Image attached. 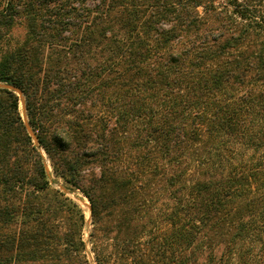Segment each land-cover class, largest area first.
<instances>
[{
  "label": "trees",
  "instance_id": "1",
  "mask_svg": "<svg viewBox=\"0 0 264 264\" xmlns=\"http://www.w3.org/2000/svg\"><path fill=\"white\" fill-rule=\"evenodd\" d=\"M0 45V264H90L49 165L105 234L172 203L165 264H264V0H5Z\"/></svg>",
  "mask_w": 264,
  "mask_h": 264
},
{
  "label": "rangeland",
  "instance_id": "2",
  "mask_svg": "<svg viewBox=\"0 0 264 264\" xmlns=\"http://www.w3.org/2000/svg\"><path fill=\"white\" fill-rule=\"evenodd\" d=\"M5 0H0V11L4 6ZM25 29L20 26L13 30L10 36L6 40V46H15L21 43L25 37ZM2 45H0L1 50ZM22 116L25 117L23 104L21 103ZM51 172V188L48 190V196L45 197V201L52 206L61 205L63 202L65 207L62 211H58L53 215L52 222L54 223V230L56 232L57 239L63 242L66 232H74L78 249L81 251V245L79 241L84 243L85 251L82 254L87 257L90 264H99L96 257V251L94 246L99 244V253L102 264H134V261L138 259L140 254L134 251V246L128 249L127 255L124 253V245L128 243V240H132L138 236V231H143L139 236V243L143 244L142 247L146 252L145 257H141L144 264H165V260L162 257L163 250L161 246L163 244V237L167 231L172 228L170 224L164 221L165 214L163 211L166 210L168 213H172V203L170 204V210L166 209V206L161 202L147 214L142 217L137 214L135 217L128 216L129 223L126 221L125 225L120 223L123 220L118 218H112L106 227L110 230L109 232L96 231V226L93 224L92 215L90 212V201L88 198L79 190L71 191L64 182V180L53 173L52 167L49 165ZM60 193L61 195H57ZM66 198V199H65ZM75 205L78 206L85 215V222L81 223L79 213L75 210ZM134 218L135 221L130 220ZM138 228V229H137ZM107 230V229H106ZM94 237H97L94 239ZM221 252V251H220ZM98 253V254H99ZM175 247H172L167 258H174ZM170 264V263H168ZM174 264V263H173Z\"/></svg>",
  "mask_w": 264,
  "mask_h": 264
},
{
  "label": "water",
  "instance_id": "3",
  "mask_svg": "<svg viewBox=\"0 0 264 264\" xmlns=\"http://www.w3.org/2000/svg\"><path fill=\"white\" fill-rule=\"evenodd\" d=\"M21 95V93H19ZM90 212H91V206H90Z\"/></svg>",
  "mask_w": 264,
  "mask_h": 264
}]
</instances>
